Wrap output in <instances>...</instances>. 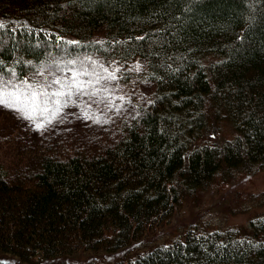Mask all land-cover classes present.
I'll return each mask as SVG.
<instances>
[{
    "label": "trees",
    "instance_id": "16d2710c",
    "mask_svg": "<svg viewBox=\"0 0 264 264\" xmlns=\"http://www.w3.org/2000/svg\"><path fill=\"white\" fill-rule=\"evenodd\" d=\"M0 19L5 78L89 52L139 57L154 83L138 119L96 152L43 147L16 179L0 161V253L33 264L126 249L199 190L264 165V0H0ZM112 264H264V216L245 231L193 226Z\"/></svg>",
    "mask_w": 264,
    "mask_h": 264
},
{
    "label": "rangeland",
    "instance_id": "374dc122",
    "mask_svg": "<svg viewBox=\"0 0 264 264\" xmlns=\"http://www.w3.org/2000/svg\"><path fill=\"white\" fill-rule=\"evenodd\" d=\"M88 57L96 62L94 70L101 76L107 75L104 69L109 72L119 69L115 72L117 79L101 80L100 84L95 85L98 88L107 87V92L100 95L106 96L112 107L109 109L103 103L89 102L90 106L85 110L100 119L101 122L96 123L94 119L83 118L81 109L84 105L78 101L77 105L64 108L61 117L43 130H36L33 122L0 108V161L9 168L10 179H16L29 170V153L41 152L43 147H49L53 155L90 154L119 137L125 125L138 119L140 107L148 103L154 88L153 81L145 74L146 63L139 57L129 61H109L89 52L58 54L39 65L26 80L39 86L56 76H70L68 69L79 68L81 60L85 61L86 66L89 65ZM69 60H76L77 64L68 65ZM58 66L63 71H59ZM137 66L139 71L136 70ZM88 70L93 71V67H88ZM41 71L43 76L39 75ZM81 79L87 80L89 77ZM83 100L88 101V97H83ZM42 120V117H37L38 122ZM231 134V127L224 123L222 135ZM223 185L220 189L210 187L199 190L186 198L168 223L129 248L116 252L79 251L38 259L33 264H112L122 257L130 258L155 245L171 242L193 226L203 230L234 227L245 231L251 219L264 216V165L253 174L231 178ZM0 264L27 263L14 255L0 253Z\"/></svg>",
    "mask_w": 264,
    "mask_h": 264
},
{
    "label": "snow or ice",
    "instance_id": "6c2138e0",
    "mask_svg": "<svg viewBox=\"0 0 264 264\" xmlns=\"http://www.w3.org/2000/svg\"><path fill=\"white\" fill-rule=\"evenodd\" d=\"M3 22H0V29L4 28ZM76 43V42H71ZM89 65H85V61H79V68H69L70 76H56L46 84L39 86L33 85L27 80H18L17 73L14 69H9L10 77L5 78L0 73V108H6L14 113L20 119L28 120L35 124L36 130H43L47 125H51L53 121L61 117L64 108L70 105H77L80 101L84 119H94V122L100 123L98 117L89 115L85 110L91 103H103L105 107L111 108L112 103L106 96L100 95L102 92H107V87L98 88L95 85L100 84L101 80L111 81L117 79L115 72H109L104 69L107 75L101 76L95 68V61L90 57L86 58ZM68 65H76V60H69ZM88 67H93V71H89ZM103 67V65H101ZM59 71H63L58 66ZM139 71V66H137ZM39 75L43 76L41 71ZM81 77H89L87 80ZM59 87H56V86ZM83 97H88V101H84ZM122 99V97L120 98ZM37 117H42L43 120L38 122Z\"/></svg>",
    "mask_w": 264,
    "mask_h": 264
},
{
    "label": "bare ground",
    "instance_id": "6f19581e",
    "mask_svg": "<svg viewBox=\"0 0 264 264\" xmlns=\"http://www.w3.org/2000/svg\"><path fill=\"white\" fill-rule=\"evenodd\" d=\"M213 114V113H212Z\"/></svg>",
    "mask_w": 264,
    "mask_h": 264
}]
</instances>
